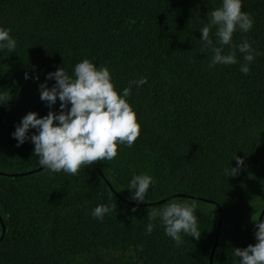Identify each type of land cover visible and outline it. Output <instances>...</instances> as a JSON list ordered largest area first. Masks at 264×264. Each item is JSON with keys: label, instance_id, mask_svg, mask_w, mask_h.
I'll use <instances>...</instances> for the list:
<instances>
[{"label": "trees", "instance_id": "trees-1", "mask_svg": "<svg viewBox=\"0 0 264 264\" xmlns=\"http://www.w3.org/2000/svg\"><path fill=\"white\" fill-rule=\"evenodd\" d=\"M221 4L0 0V28L17 41L14 52L0 50V92L13 97L0 104V264H208L217 211L210 264H239L233 249L256 243L253 221L264 205V0H242L254 25L233 36V44L247 39L261 53L247 75L238 51L236 64L214 68L213 53L202 51L200 29ZM230 50L224 46L223 54ZM85 58L109 68L120 95L130 81L147 78L127 98L139 138L130 148L119 145L114 160L92 164L107 184L91 166L75 176L33 171L40 167L34 145L18 147L12 136L29 112L59 114V100L50 109L39 85L51 88L55 81L47 74L61 67L74 76ZM236 156L245 163L229 177L224 170L237 167ZM141 174L154 183L137 203L128 186ZM173 200L197 202L199 240L182 233L177 247L159 218L147 234L148 210ZM100 204L117 206L102 222L91 214Z\"/></svg>", "mask_w": 264, "mask_h": 264}, {"label": "clouds", "instance_id": "clouds-1", "mask_svg": "<svg viewBox=\"0 0 264 264\" xmlns=\"http://www.w3.org/2000/svg\"><path fill=\"white\" fill-rule=\"evenodd\" d=\"M209 23L200 29L202 34V51L210 50L213 58L209 68L216 65H234L237 51L243 55L245 63L240 71L247 75L249 64L261 55L247 39L240 44H233L234 33L239 29L247 33L252 30L254 19L250 13L242 11V0H222L220 7L208 13ZM216 28V42L210 32ZM10 29L0 28V50L14 52L17 41L10 35ZM219 45V46H217ZM224 46L231 50L223 54ZM25 74V79H28ZM38 79V77H37ZM47 80L55 84L49 88L47 83L39 85L40 99L51 109L60 102L59 114L49 111L42 118L35 112L27 113L16 126L13 138L21 146L30 140L34 145V155L39 158V165L44 171L78 175L81 167L101 162L112 161L118 155V146L132 147L141 133L137 114L128 103L133 86L137 88L147 83V78L130 81L129 86L120 95L112 83L107 66L97 68L85 58L74 67V76H69L63 67L47 74ZM10 91L0 92V104L12 99ZM70 105V107H69ZM30 129L36 134L29 136ZM237 167L225 169V175L235 177L244 166V160L235 157ZM154 183L153 177L147 174L134 175L129 184L132 191L130 199L143 203L145 196ZM116 205H97L92 211L93 218L103 221L106 214L116 209ZM195 200L171 201L161 208L150 209L147 214L146 232L151 235L157 218L164 227L165 235L170 237L177 247L182 243L181 234L199 240L195 210ZM135 211V209H133ZM255 225L254 245L246 248H235L233 254L239 258V264H264V220L253 221ZM143 251V245L138 246Z\"/></svg>", "mask_w": 264, "mask_h": 264}, {"label": "water", "instance_id": "water-1", "mask_svg": "<svg viewBox=\"0 0 264 264\" xmlns=\"http://www.w3.org/2000/svg\"><path fill=\"white\" fill-rule=\"evenodd\" d=\"M90 166L96 171V173H97V175L100 177V179H101L105 184H107V182L104 181V179H103L101 173L98 172V171L96 170V168H95L93 165H90ZM41 169H42V168H41V166H40V167H38L37 169H35V170H33V171H39V170H41ZM33 171H28V172H25V173H22V174H5V176H15V175L20 176V175H27V174H29V173H31V172H33ZM150 204H156V203H149V204H147V205H150ZM134 205H136V206H140V205H142V204H134ZM263 212H264V205L261 207V209H260V211H259V213H258V215H257V217H256V220H259V219L261 218ZM219 221H220V214H219V212L217 211V219H216V224H215V228H214L213 240H212L211 247H210V250H209V253H208V258H207V263H208V264H210L211 253H212V250H213V248H214V246H215V241H216V237H217V231H218ZM3 231H4V227H3V225H2V223H1V221H0V238H1L2 234H3Z\"/></svg>", "mask_w": 264, "mask_h": 264}]
</instances>
